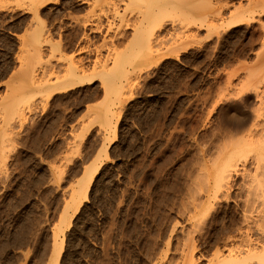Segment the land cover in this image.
Returning a JSON list of instances; mask_svg holds the SVG:
<instances>
[{
    "label": "rangeland",
    "instance_id": "374dc122",
    "mask_svg": "<svg viewBox=\"0 0 264 264\" xmlns=\"http://www.w3.org/2000/svg\"><path fill=\"white\" fill-rule=\"evenodd\" d=\"M36 1L0 0V264L260 252L264 0ZM85 22L101 31L83 41Z\"/></svg>",
    "mask_w": 264,
    "mask_h": 264
},
{
    "label": "bare ground",
    "instance_id": "6f19581e",
    "mask_svg": "<svg viewBox=\"0 0 264 264\" xmlns=\"http://www.w3.org/2000/svg\"><path fill=\"white\" fill-rule=\"evenodd\" d=\"M38 1V0H37ZM36 1V2H37ZM49 1V0H48ZM48 1H45V0H39V3H37L38 4V7H40L41 5H43L45 2H48ZM88 1V0H87ZM118 1H124V0H92V2H93V4L94 5H97V4H105V6H107V5H109V6H111L112 7V9H110V10H112V11H115L116 12V15H118V13H119V10H118V5L116 4V3H118ZM126 2V4H125V6H127V8L130 6V5H132V4H134L135 2H147L148 4L150 3V4H154V5H157V4H160L163 0H125ZM166 2L164 3V4H166L167 3V1L168 2H170V1H172V0H165ZM179 1V0H178ZM207 1H209V0H207ZM35 2V1H34ZM174 2H175V0H174ZM177 2V1H176ZM200 2V1H199ZM197 3V2H196ZM32 4V3H31ZM207 4H208V2H207ZM210 4V3H209ZM255 4V3H254ZM70 5V4H69ZM120 5V4H119ZM129 5V6H128ZM173 5V4H172ZM125 6L123 7V8H125ZM149 6V5H148ZM197 6H198V4H197ZM75 7V6H74ZM79 7V6H78ZM78 7H76V10H78ZM42 8V7H41ZM122 8V13H121V11H120V14H121V16H120V18L121 17H123V13H125V10L127 11V9H123ZM149 8V7H148ZM188 8V7H187ZM141 9V8H140ZM152 9H154V8H152ZM37 10L38 9H36L35 11H34V13H35V15L37 16ZM81 10V9H80ZM110 10H109V12H110ZM237 10H240L239 8L237 9ZM237 10H235V11H237ZM111 13V12H110ZM135 13H137V17L142 21H148L149 19H151V18H153V17H155V16H158V15H160L161 14V12H160V10L158 11V12H156V11H153V10H143V11H139V12H135ZM166 14H167V12H165ZM58 14V13H57ZM165 14V15H166ZM99 16V15H98ZM119 16V15H118ZM117 16V17H118ZM241 16V15H240ZM97 17V16H96ZM136 17V16H135ZM98 18V17H97ZM236 18H238V17H236ZM96 19V18H95ZM134 19V18H133ZM137 19V18H136ZM234 19V18H233ZM38 20H39V18H38ZM204 20V19H203ZM236 20V19H235ZM40 21V20H39ZM84 21V20H83ZM82 21V22H83ZM87 21H88V19H87ZM91 21V20H90ZM99 21V20H98ZM134 21V20H133ZM136 21V20H135ZM95 23H97V22H95ZM93 24V23H92ZM111 24V23H110ZM88 25H90L89 23H87V22H85L83 25H82V29H83V33H82V39H83V41L84 40H87L89 37L88 36H90V35H88L86 32H88V33H95V32H100L101 31V26L100 25H98V24H94V27L93 28H89L88 27ZM144 25V24H143ZM120 27L122 28V27H124L123 25H120ZM120 28V29H121ZM108 30H110V27L109 28H107ZM105 30V29H104ZM137 30V29H136ZM140 30H141V28H140ZM82 31V30H81ZM138 31V30H137ZM136 31V32H137ZM137 33H139V32H137ZM140 33H141V31H140ZM136 34V33H135ZM80 35V34H79ZM78 35V36H79ZM126 34H125V32L123 31V30H121V31H117V33L115 34V37H117L119 40H122L123 38H124V36H125ZM143 34L141 33V35H139L138 34V36L140 37V36H142ZM32 37H33V35H32ZM135 37V36H134ZM138 37V38H139ZM79 38H80V36H79ZM141 38H143V37H141ZM34 39V38H33ZM81 39V40H82ZM147 39V38H146ZM72 40V39H71ZM70 40V41H71ZM35 41V40H34ZM124 41V40H123ZM122 41V42H123ZM134 41V40H133ZM140 41V38H139V40L138 39H136V42H133V45H134V43H137L138 42V46L139 47H142V48H144L146 51H149L150 52V49L151 50H153V48L151 47L152 46V44L150 43L151 41H148V40H144V42H143V39H141V42H139ZM83 44V43H82ZM137 46V47H138ZM159 46V45H158ZM33 51H35L34 49H33ZM81 51H83V50H81ZM36 52V51H35ZM154 52V51H153ZM151 53V52H150ZM152 54V53H151ZM86 58V57H85ZM116 58V57H115ZM81 61L82 60H84V59H80ZM75 61V60H74ZM73 61V62H74ZM78 61H79V59H78ZM76 62H77V60H76ZM77 63H79V62H77ZM115 63H116V65L118 64V62H117V60H115ZM115 63H114V66H115ZM84 65V64H83ZM113 65V64H112ZM78 66V65H77ZM72 67H73V65H72ZM75 67V66H74ZM79 67H81V62H80V66ZM103 67V66H102ZM116 67V66H115ZM117 68V67H116ZM75 69H76V71H77V67H75ZM79 69H82V68H79ZM86 69V68H85ZM75 71V70H74ZM81 70H79V72H80ZM70 73V72H69ZM72 73V72H71ZM83 72H81V74H82ZM87 73V72H86ZM72 74H74V76L76 75L75 73H72ZM89 74V73H88ZM85 75V74H84ZM70 76V75H69ZM72 76V75H71ZM73 76V77H74ZM76 76H79L78 77V83H82V81L84 80L83 79V77H80V75L78 74V75H76ZM75 76V77H76ZM122 76H124V73H123V75ZM75 79H77V78H75ZM90 80V79H89ZM69 80H67L66 82H68ZM75 81V80H74ZM66 82H65V86H64V88L63 89H66L65 87L67 86L66 85ZM72 82V81H71ZM71 82H68V88H69V83L71 84ZM88 82V81H87ZM108 82V81H107ZM247 82V81H246ZM248 83V82H247ZM63 84V83H62ZM61 84V85H62ZM74 84H76V82L74 83ZM73 84V85H74ZM109 84V83H108ZM107 84V85H108ZM243 85H245V84H243ZM57 86V85H56ZM60 86V85H59ZM59 86H57V87H59ZM256 86V85H255ZM48 87V86H47ZM49 88V87H48ZM61 87H59V89H60ZM252 88V87H251ZM94 93V92H93ZM67 98V97H66ZM264 101V100H263ZM20 107V106H19ZM20 111V110H19ZM18 111V112H19ZM221 114V113H220ZM228 114V113H227ZM231 114V113H230ZM251 116V115H250ZM230 120V119H229ZM254 120V119H253ZM227 121V120H226ZM261 121V120H260ZM253 123L252 124H250V126L248 127L249 128V130H250V128L251 127H256V129H252L253 131H255V133H258V134H260V132L262 133V132H264V121L263 122H257V121H252ZM245 129V128H244ZM246 130V129H245ZM244 130V131H245ZM260 131V132H259ZM254 134V133H253ZM262 135V134H261ZM262 137V139H264L263 137H264V134H263V136H261ZM255 138V137H254ZM260 138V137H259ZM255 141V140H254ZM257 141H259V140H257ZM261 141V140H260ZM264 142V141H263ZM240 144V143H239ZM254 144V143H253ZM262 152V151H261ZM262 158V157H261ZM259 160H260V158H259ZM262 160V159H261ZM264 161V160H263ZM226 163H228V161L226 162ZM226 163L224 164L225 166H223L222 168H224V169H222L223 171H221V174H219L220 176L217 178V181H216V184H215V190L216 191H219L221 188H223L227 183H228V180H229V178L233 175V173L236 171V169H235V167H236V165L235 164H228V165H226ZM261 164V163H260ZM227 166V167H226ZM259 169V168H258ZM264 169V168H263ZM262 169V170H263ZM94 170H96V168L94 169ZM240 171V170H239ZM219 172V171H218ZM246 172V171H245ZM220 173V172H219ZM249 173V172H248ZM248 175V174H247ZM245 176V175H244ZM91 177H92V174H91ZM91 179V178H90ZM242 180V179H241ZM261 180H263V179H261ZM260 180V181H261ZM264 181V180H263ZM262 181V182H263ZM90 182V181H89ZM80 184V183H79ZM261 186V185H260ZM84 191V190H83ZM82 193V192H81ZM78 194V193H77ZM257 195V194H256ZM86 197V196H85ZM71 200V199H70ZM260 200V199H259ZM87 213V212H86ZM203 213V212H202ZM80 218V217H79ZM30 228V227H29ZM71 233V232H70ZM19 238V237H18ZM59 239V238H58ZM67 239V238H66ZM71 239H73V237L71 238ZM26 240V239H25ZM7 242V241H6ZM57 243V242H56ZM69 243H71V242H69ZM75 245V244H74ZM60 247V246H59ZM240 248V247H239ZM241 250V249H240ZM244 250V249H243ZM247 250V252H245V253H242L241 255H238V256H232V254H231V252L230 251H228V254H227V259L224 261L225 262V264H249V262L250 261H252L253 259H254V261H256V262H253V264H264V247L263 248H261V250H260V252H257V253H255V251H252V249H250V250H248V249H246ZM57 251H59V250H57ZM239 251V250H238ZM245 251V250H244ZM54 253V252H53ZM230 253V254H229ZM240 253V252H239ZM59 254V253H58ZM236 255V254H235ZM76 257V256H75ZM75 257H73V256H68V255H66V257L65 258H67V259H65L66 261H64V262H67V263H71V264H78L76 261H75ZM57 258V257H56ZM78 259V258H77ZM76 262V263H75ZM252 262H250V263H252ZM66 263V264H67ZM190 264H193V261L191 262L190 261Z\"/></svg>",
    "mask_w": 264,
    "mask_h": 264
}]
</instances>
